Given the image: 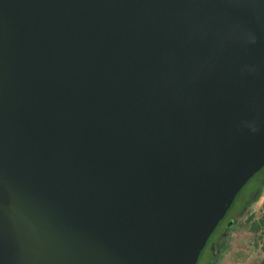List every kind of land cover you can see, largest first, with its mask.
<instances>
[{
    "label": "water",
    "instance_id": "95a60500",
    "mask_svg": "<svg viewBox=\"0 0 264 264\" xmlns=\"http://www.w3.org/2000/svg\"><path fill=\"white\" fill-rule=\"evenodd\" d=\"M263 167L264 0H0V264H196Z\"/></svg>",
    "mask_w": 264,
    "mask_h": 264
},
{
    "label": "flooded vegetation",
    "instance_id": "af4514ba",
    "mask_svg": "<svg viewBox=\"0 0 264 264\" xmlns=\"http://www.w3.org/2000/svg\"><path fill=\"white\" fill-rule=\"evenodd\" d=\"M253 179L254 188L233 205L241 190L238 192L207 238L196 264H264V198L260 200L264 167Z\"/></svg>",
    "mask_w": 264,
    "mask_h": 264
},
{
    "label": "rangeland",
    "instance_id": "374dc122",
    "mask_svg": "<svg viewBox=\"0 0 264 264\" xmlns=\"http://www.w3.org/2000/svg\"><path fill=\"white\" fill-rule=\"evenodd\" d=\"M253 181H254V179L249 180L247 182V184L241 189L239 194L236 196L235 201L233 202V205H236V203L240 201V198L242 197V195L245 193L246 190L249 191V190H252L254 188V186L252 184Z\"/></svg>",
    "mask_w": 264,
    "mask_h": 264
}]
</instances>
